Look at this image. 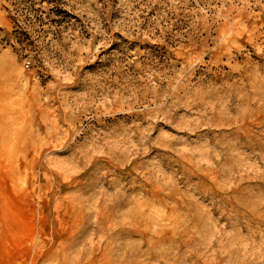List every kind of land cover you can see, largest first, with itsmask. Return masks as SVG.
<instances>
[{
	"label": "rangeland",
	"instance_id": "1",
	"mask_svg": "<svg viewBox=\"0 0 264 264\" xmlns=\"http://www.w3.org/2000/svg\"><path fill=\"white\" fill-rule=\"evenodd\" d=\"M15 251L264 264V0H0V264Z\"/></svg>",
	"mask_w": 264,
	"mask_h": 264
},
{
	"label": "crops",
	"instance_id": "2",
	"mask_svg": "<svg viewBox=\"0 0 264 264\" xmlns=\"http://www.w3.org/2000/svg\"><path fill=\"white\" fill-rule=\"evenodd\" d=\"M35 260V257L32 258V261ZM4 264H19V254L15 251V253H10V257L5 260Z\"/></svg>",
	"mask_w": 264,
	"mask_h": 264
}]
</instances>
